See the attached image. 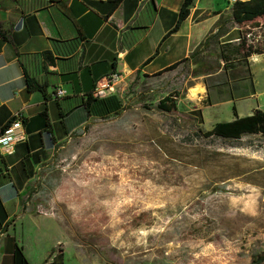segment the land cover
Segmentation results:
<instances>
[{"label":"rangeland","instance_id":"rangeland-1","mask_svg":"<svg viewBox=\"0 0 264 264\" xmlns=\"http://www.w3.org/2000/svg\"><path fill=\"white\" fill-rule=\"evenodd\" d=\"M239 25L238 40L215 36L203 64L184 61L170 77L176 108L156 106L160 90L142 95L52 149L41 207L31 201L41 214L16 222L30 264L58 254L62 264H264V135H207L190 116L229 91L232 100L203 108L204 128L233 105L264 110V18ZM195 84L204 91L191 97Z\"/></svg>","mask_w":264,"mask_h":264},{"label":"crops","instance_id":"crops-1","mask_svg":"<svg viewBox=\"0 0 264 264\" xmlns=\"http://www.w3.org/2000/svg\"><path fill=\"white\" fill-rule=\"evenodd\" d=\"M233 1L223 7L213 0H193L173 31L182 0H118L112 10L115 0H0V126L19 112L27 132L13 153L0 154V264H15L16 245L30 264L16 236V222L26 212L33 218L41 214L31 201L41 207V167L52 149L126 102L155 96L159 90L167 94L174 72L187 60L203 64L199 56L215 36L238 40ZM195 49V56L189 57ZM110 70L122 74L117 90L93 97L95 81ZM26 75L44 83L45 94L29 90ZM203 91L202 84H195L190 96ZM246 92L237 90L240 96L252 95ZM232 95L229 91L227 97L215 94L207 102L197 101L190 109L197 110L191 117H200L197 128L208 130L202 125L204 107L230 101ZM232 113L225 120L234 118ZM20 228L22 234L23 225Z\"/></svg>","mask_w":264,"mask_h":264},{"label":"trees","instance_id":"trees-1","mask_svg":"<svg viewBox=\"0 0 264 264\" xmlns=\"http://www.w3.org/2000/svg\"><path fill=\"white\" fill-rule=\"evenodd\" d=\"M115 0L111 10L116 5ZM193 0H182L177 19L172 30H176L181 21L188 15L190 5ZM231 15L233 20L239 24H246L247 22H257V20L262 17L264 18V0H234L231 5ZM0 35L4 36V32L0 29ZM256 49H251L250 51L246 50L245 55H249L252 52H256ZM258 52V51H257ZM196 54V49L193 50L189 57H193ZM221 55L225 57L224 50L221 49ZM188 58V57H186ZM186 58L176 61L165 68L172 69L175 68L180 62L186 60ZM201 65V64H200ZM26 84L29 90L39 89L42 93L45 94V85L44 83L39 82L36 78L26 75ZM91 95H88L87 100L85 102L87 110L89 99ZM156 106L165 111H171L176 108V103L169 94L164 95L156 101ZM235 117L230 120H221L217 121L211 129L203 130L204 134H214L225 138H240L243 134L247 133H260L264 135V110L260 108H255L251 113L246 115L238 116L236 113L235 105L232 106ZM121 109V108H120ZM120 109L115 111V114L120 112ZM43 114L45 112L43 111ZM49 125V122L46 121V126ZM3 125L0 126V130ZM54 249L51 250L53 252ZM51 255V254H50ZM59 254L52 260H49L48 256L42 264H62V261L59 259ZM15 264H28L27 259L22 253L21 247L16 245V250L14 252ZM58 259V260H56ZM254 264V263H253Z\"/></svg>","mask_w":264,"mask_h":264},{"label":"built area","instance_id":"built-area-1","mask_svg":"<svg viewBox=\"0 0 264 264\" xmlns=\"http://www.w3.org/2000/svg\"><path fill=\"white\" fill-rule=\"evenodd\" d=\"M122 81V74L117 70H110L99 77L92 89L93 97H104L117 90L118 84ZM27 139V132L24 128L22 116L15 113L10 120L3 124L0 130V154H11L15 150L16 144Z\"/></svg>","mask_w":264,"mask_h":264}]
</instances>
